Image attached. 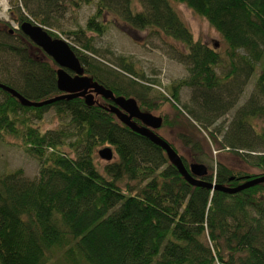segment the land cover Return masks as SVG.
<instances>
[{"label":"trees","instance_id":"1","mask_svg":"<svg viewBox=\"0 0 264 264\" xmlns=\"http://www.w3.org/2000/svg\"><path fill=\"white\" fill-rule=\"evenodd\" d=\"M53 1L56 0L37 2L36 7L43 14ZM83 1L68 3L79 7ZM137 1L139 10L131 0H98L84 29L102 33L104 24L96 19L107 12L130 27L159 31L186 49L179 60L189 75L172 83L168 97H162V101H172L176 112L173 117L162 112L158 116L161 126H176L183 111L193 123L202 122L193 110L178 107L182 87L198 91L199 110L214 113L222 105L220 93L214 92L220 85L214 70L220 55L193 38L173 2L182 3L206 19L221 36L229 66L225 78L244 70L248 79L259 66L256 85L264 101V0ZM21 2L11 12L15 13L18 28L5 30L8 23L0 21V51L19 56L23 73L13 80H0V84L31 102L47 101L62 94L57 90L59 67L21 32L20 24L25 21L37 24L38 20L37 25L46 26L30 11L26 0ZM44 30L52 38H59ZM74 34L80 31L71 35ZM65 42L91 82L116 97H132L140 110L160 107V101L148 97L150 86L140 83L142 77L130 62L110 72ZM89 45L87 42L80 47L91 51ZM32 49L41 57H33ZM0 93V138L13 137L39 168L33 179L24 176L22 169L0 174V264H264V182L235 193L189 183L159 146L128 129L112 110L113 102L104 95L95 94L97 99L92 95L91 102L79 96L27 106L1 87ZM48 109L61 118L68 117L70 131H41L32 123ZM240 113L236 123L240 127L245 125V116L264 118V102L258 104L252 96ZM135 120V124L142 125ZM246 128L235 130L236 136H231L223 148L261 172L247 177L218 163L214 173H207L201 180L232 188L264 175V132L255 133L262 150H253L249 141L242 142ZM73 136L74 141L68 145L71 156L62 146L63 138ZM104 144L114 148L117 159L100 168L94 151ZM192 147L201 152L199 143L194 142ZM248 147L258 154H240L242 148ZM180 158L188 170L189 165ZM194 161L200 163L199 158Z\"/></svg>","mask_w":264,"mask_h":264},{"label":"rangeland","instance_id":"2","mask_svg":"<svg viewBox=\"0 0 264 264\" xmlns=\"http://www.w3.org/2000/svg\"><path fill=\"white\" fill-rule=\"evenodd\" d=\"M44 1L26 0V3L30 11L36 13L37 19L45 21L46 26L43 27L46 30L58 35L60 39L69 42L77 50L84 51L86 56L95 60V64L101 66L104 70H117L116 66L122 65L123 62H130L136 73L140 75L139 78L142 77L139 80L140 83L150 86L149 91L146 93L148 97L162 103H160V107L157 110L144 111L143 108V110H140L141 108L137 106L138 110L159 119L160 117L158 116L162 112L166 113L169 117H173L176 111L172 106V101L169 99L168 101H162L161 99L162 97H168L172 83L174 84V82L180 79L187 78L189 75L184 62L182 63L179 60L181 58L180 54L186 51L179 42L164 36L159 31L139 30L130 27L107 12H104L100 18L96 19L104 24V31L102 33L96 34L95 32L85 30L87 19L96 11V2L98 0H85V2L80 3L79 7L70 6L68 0H56L48 5L50 8L46 11L47 13L43 12L42 14L36 5L38 4L37 2L44 3ZM131 2L135 9H141L137 0H131ZM21 4V0H0L1 24L3 22L8 23V27L5 30L18 28L15 13L12 15L11 12L14 11L15 5L19 6ZM173 5L182 22L191 31L193 38L214 48L220 55V63L214 68L215 73L220 78V85L214 92L220 93L222 105L221 109L214 113H209L202 109L199 110L197 104L198 91L193 87H182L179 93L178 107L181 109L186 106V108L193 110L198 115V119L201 118L202 122L200 123L198 120L199 122L194 121L193 123L192 119H188L185 111H183L184 113L178 115L176 126H160L157 129L154 128V133L169 143L171 148L180 157H183L188 165L196 163L194 159L199 158L200 163L205 165L208 173H214L218 163L224 164L234 173L246 175L247 177L260 173L261 170L257 166L251 165V162H247L234 152L223 148L225 145H228V139L231 136H236L235 130H240L243 126H246L247 132L243 133L245 140L242 142L249 141L252 144L253 150H262V146L260 147L257 144L258 140L255 133L260 134L264 132V118L249 115L244 118L245 125L240 127V125L236 124L238 118L241 117L240 112L242 108H244L252 96L257 98L258 104L264 102L258 95L256 85L259 66H255L254 71L248 76V79L244 76V70L237 71L232 77L225 78L224 76L228 72L229 66L225 54L226 46L221 36L208 24L206 19L195 14L182 3L173 2ZM35 22L40 24L38 20H35ZM78 31H80L79 35H71ZM1 37H3L2 30L0 31ZM12 39L14 43L21 45V43H17L15 38L12 37ZM87 42L90 44L91 51H85L80 47ZM240 52L242 54V51ZM31 54L33 57L36 55L40 56L39 52L34 49H32ZM13 56L0 51V80L9 81L11 78L13 80V78L20 77L21 73H23L22 60L19 56L14 54ZM111 75L115 76L114 74ZM121 82H124V80ZM87 94L93 95V99L98 98L93 92ZM1 98L2 93H0ZM132 121L136 123L135 119H132ZM32 123L38 125L41 131L57 130L59 128L70 131L72 127L68 125V117L61 118L57 116L53 109L45 111L40 120L33 118ZM210 134L213 135L214 139ZM74 139V136L63 138L65 145L62 147L71 156L73 155L71 153L72 148L68 147V145ZM185 139H189V141L185 142ZM232 141L234 142L235 140ZM194 142L199 143L200 153L197 151V148L192 147ZM18 144L19 142L11 136L0 138V174L22 169L24 176L27 178H37L39 170L38 162L26 154ZM103 147L111 148L112 159L110 161L117 159L112 146L104 144L96 147L94 152L96 162L100 168L109 162L102 161L96 152ZM248 149L249 147L242 148L240 154H258V151L251 152ZM249 160L251 161V159Z\"/></svg>","mask_w":264,"mask_h":264},{"label":"water","instance_id":"3","mask_svg":"<svg viewBox=\"0 0 264 264\" xmlns=\"http://www.w3.org/2000/svg\"><path fill=\"white\" fill-rule=\"evenodd\" d=\"M21 32L28 37V39L39 47L47 56H49L57 68V90L62 94L56 97L41 101L31 102L15 92L13 89L0 84V87L11 93L17 99L27 106H40L48 104L57 99L73 98L84 96L86 101L91 102L92 95L87 94L88 90L93 91L94 94H101L109 98L113 102L111 107L113 111L120 115V119L130 130H134L139 135H142L149 139L151 142L159 146L166 154L169 161L177 168L178 172L191 184L207 187L208 189H219L227 193H235L249 186H253L257 183L264 182V175L252 177L245 182L235 187L214 186L212 183H207L201 178L208 173L207 168L202 163H191L188 166V170L185 169L182 159L174 151L173 148L165 140L159 138L154 132L149 129H157L161 126V120L153 115L140 112L138 110L135 100L132 98H123L121 96H114L111 91L102 88L100 84L91 82V80L85 76L84 69L80 65L77 57L73 53L69 45L60 38H52L41 26L25 21L20 24ZM72 73V75L70 73ZM139 119L142 123L141 126L135 124L132 119ZM98 156L105 161L112 159V150L110 147H103L96 151Z\"/></svg>","mask_w":264,"mask_h":264},{"label":"flooded vegetation","instance_id":"4","mask_svg":"<svg viewBox=\"0 0 264 264\" xmlns=\"http://www.w3.org/2000/svg\"><path fill=\"white\" fill-rule=\"evenodd\" d=\"M72 75V74H71ZM91 90H88V92L87 93H89ZM133 119H135V118H133Z\"/></svg>","mask_w":264,"mask_h":264}]
</instances>
